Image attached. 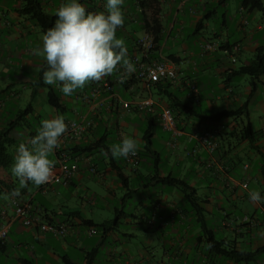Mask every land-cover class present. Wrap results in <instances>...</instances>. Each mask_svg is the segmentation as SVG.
I'll return each mask as SVG.
<instances>
[{
	"label": "crops",
	"instance_id": "crops-1",
	"mask_svg": "<svg viewBox=\"0 0 264 264\" xmlns=\"http://www.w3.org/2000/svg\"><path fill=\"white\" fill-rule=\"evenodd\" d=\"M42 1L50 14H56L65 2ZM143 1L135 0L127 5L124 0L121 7L125 23L117 33L125 41L128 57L137 68L134 62V57L138 55L136 43L147 34L152 35L143 27L155 19L160 21L157 50L150 55L154 60L167 59L176 63L177 82H163L169 85L168 88L160 84H148L136 77V71L125 76L122 83L119 74H113L100 82L88 83L71 96H65L59 87L47 85L43 80L41 72L47 64L44 57L36 55L33 50L42 47L44 33L29 16L19 13L24 0H0V141L8 142L7 150L13 156L11 164L0 168V227L9 226L8 238L0 246V264H66V260L74 264H264V200L260 203L252 202L250 192H242L249 191L254 183L261 191V197H264V180L259 175L264 154V75L260 76L255 87L249 76L251 87H247L243 94L236 93L233 86V82L240 77L231 75L258 58V50L264 46V11L245 8L242 0H235L237 4L233 13L232 0H147L145 6L141 4ZM78 2L91 12L105 10L106 0ZM262 2L264 6V0ZM218 7L226 9L221 27L214 24L218 19ZM207 34L211 38H207ZM208 43L215 47L207 50ZM213 66L219 68L217 76L222 81L217 89H213L208 74ZM195 70L202 71L203 76L194 79ZM194 84L198 93L191 89ZM19 87L25 90V96L28 97L24 108L20 106L23 104L24 93ZM41 87H53L65 108L57 112L51 107L47 100L48 92L45 91L40 93L45 99L42 98L34 107L31 102L37 98ZM211 89L216 94L215 98L210 94ZM149 96L156 102L154 112H126L121 108V100H139ZM207 96H211L208 99L210 109L218 102L223 103V109L215 113L202 110L201 101ZM246 97H249L247 102ZM175 98L178 103H186L203 114H216L240 108L247 103L250 112L247 123L257 132L256 142L252 144L244 138L242 120L204 121L184 113L183 108L176 105ZM45 102L49 108L45 107ZM98 102L103 105L98 107V111L91 112ZM235 105L238 106L234 108ZM168 107L173 111L181 134L174 136L172 132L166 131L168 139L163 154L154 147L155 128L161 125V110ZM24 110L28 112L21 116ZM56 116H63L66 123L78 121L82 117L95 119L94 127L83 137L71 140L63 136L59 148L50 156L55 165L59 163L63 152L68 153L69 164L78 162V173L67 186L58 184L43 188L39 185L32 191V183H29L27 188L20 190V196L5 199L6 194L18 187L17 179L11 174L17 144L21 140L28 142L37 133L30 131L32 126L28 120L32 118L40 127L42 120ZM140 122H146L148 127L152 122L155 124L154 135L150 140L153 152L149 160L142 159L141 165L145 162L147 164L145 171L141 170V165L133 167L131 176L140 183L133 189L130 175L123 170L128 177L127 184L123 185L112 170L110 153L106 157L101 150L88 154L82 153L80 148L97 142L105 133L108 134L109 144L113 139L112 134L117 133L118 141L132 137L141 149L146 141L143 140L145 132L142 136L136 132ZM14 123L16 127L7 135V130ZM222 123L225 126L220 129ZM109 128L113 133H110ZM207 128L215 132L218 139L219 148L214 154L190 138L193 132ZM235 139L239 141V146L234 143ZM156 153L161 158L159 177L154 176L151 163ZM117 162L122 166L120 159ZM92 165L97 168L101 179L90 172ZM169 175L196 189L205 209L204 218L197 216L180 187L158 182V178ZM93 177L101 185H105L109 177L111 185H108V192L111 196L116 197V188L124 187L121 208L109 201L101 205L102 209L113 210L115 219L96 213L94 208L99 203L96 198L87 197L89 200L86 204L90 206L88 212L71 207V203L62 197L68 191L76 197L80 182ZM115 177L120 184L117 185ZM245 182L247 188L242 186ZM15 199L31 203L44 221L67 223V235L59 237L43 232L38 227H25L20 219L14 217ZM128 199L134 202L132 213L127 211ZM229 203L233 207L231 213L225 208ZM235 203L241 206V215H237L238 206ZM83 220L98 225L93 227L97 233L90 235L91 228L84 225ZM122 225H126V229L123 230ZM206 230L217 240L231 242L240 250L260 252L256 260L250 263L226 259L212 253L207 244ZM141 233L148 234V237L140 236ZM220 235H224L223 238L219 239ZM126 237L149 240L145 242L146 247L156 237L162 245L161 260H153L147 248H139L133 255L130 250L120 247ZM108 242L113 245L106 247Z\"/></svg>",
	"mask_w": 264,
	"mask_h": 264
},
{
	"label": "clouds",
	"instance_id": "clouds-1",
	"mask_svg": "<svg viewBox=\"0 0 264 264\" xmlns=\"http://www.w3.org/2000/svg\"><path fill=\"white\" fill-rule=\"evenodd\" d=\"M123 3L124 0H106L105 10L100 12L88 11L78 0H65L61 4L53 27L42 36V47L33 50L46 61L45 84L59 87L65 96H71L90 82L119 74L122 83L125 76L137 71L128 57L125 41L117 37V30L125 23ZM68 130L63 116L45 119L35 136L19 144L11 168L18 187L6 194L5 199L20 196V190L29 183L39 186L51 180L54 161L50 156ZM138 149L136 139L124 137L108 151H101L106 157L110 152L112 158L119 160L134 157ZM249 198L255 203L264 200L256 190L249 193Z\"/></svg>",
	"mask_w": 264,
	"mask_h": 264
},
{
	"label": "trees",
	"instance_id": "trees-1",
	"mask_svg": "<svg viewBox=\"0 0 264 264\" xmlns=\"http://www.w3.org/2000/svg\"><path fill=\"white\" fill-rule=\"evenodd\" d=\"M147 0L143 1L141 4L145 6V3ZM242 4L245 8H249L250 10H263L264 6L262 0H242ZM19 13L25 16H29L30 19H32L37 26H39L43 33H45L49 28L53 27L55 20H56V14H50L45 10L44 4L42 0H24L23 7L19 10ZM143 29L147 30V32L151 33L154 36V41H158V37L161 33V24L160 21L154 20L152 23H148L146 27H143ZM138 42V41H137ZM210 44V43H208ZM207 44V45H208ZM206 45V46H207ZM137 47V43H136ZM138 49V47H137ZM139 52V50H138ZM258 58L251 62L250 64L241 67L239 70L234 71L231 73L234 77H241V76H250L251 77V84L253 87L257 85V80L260 78V76L264 75V46L260 47L258 50ZM47 69L45 66L41 74L43 75V72ZM42 77V76H41ZM161 86H166L163 82L158 83ZM166 86L165 88H168ZM172 94L168 95L169 97ZM47 100L51 107H53L57 112H60L63 110L64 104L61 102V98L58 95V93L54 90L53 87H50L47 94ZM176 105L179 107H182L184 110V113L191 115V116H197L198 118H201V120H206L208 122H220L225 119H233V120H242L244 125L241 128L242 134L245 139H248L249 142L254 144L257 139V132L253 131L250 124L247 123V119L250 115L248 104L246 103L240 108L232 109V110H224L216 114H203L200 111H197L195 108L191 107L190 105H187L186 103H178L176 98L174 99ZM28 110L23 111V115L27 114ZM16 122V121H15ZM16 127V123H14L11 127V129L7 130V135L11 132L13 128ZM154 122L151 123V126L147 128L143 136V140L146 141V144L143 148L138 149V153L141 157V159L149 160L150 156L152 155L151 150L152 144H151V138L154 135ZM208 130L212 131L210 128H207ZM204 130V129H200ZM7 144L8 142L0 141V168L4 166H8L13 161V156L8 152L7 150ZM110 145L108 144V134H104V136L98 140L97 142H92L83 145L80 149L82 153H88L92 154L95 152H98L99 150L108 151ZM78 149V147H76ZM70 152V150H68ZM100 152V151H99ZM110 153V152H109ZM157 156L152 159L151 163L154 168V176L159 177L158 173L160 170L159 164H160V154L156 153ZM154 156V154H153ZM142 162V161H141ZM260 177L264 180V154L262 155V160L260 162ZM110 165L112 166V170H114L118 176V179L121 180L123 185H126V177L122 166L117 162L116 159L112 158L110 160ZM141 165V163H140ZM139 165V166H140ZM138 166V167H139ZM159 183H163L164 185L168 186H175L180 187L185 194L187 195V198L192 204V207L194 208L195 213L197 216L204 218V207L201 204V200L197 196V191L195 188L189 186L185 181L178 179L176 177H173L171 175L166 177H160L158 178ZM79 214V213H75ZM74 215V214H73ZM52 222V221H51ZM82 223L89 228L98 227V225H94L93 221L89 220H83ZM103 227V225H100ZM207 235V244L208 247L211 249L212 253H215L217 255H220L226 259L232 260L237 263H250L251 261H255L256 257L258 256L260 251H245L238 249L234 244L227 241H220L217 240L214 235L209 231L206 230ZM1 246V242H0ZM264 249V248H263ZM66 264H74L70 260H66Z\"/></svg>",
	"mask_w": 264,
	"mask_h": 264
},
{
	"label": "built area",
	"instance_id": "built-area-1",
	"mask_svg": "<svg viewBox=\"0 0 264 264\" xmlns=\"http://www.w3.org/2000/svg\"><path fill=\"white\" fill-rule=\"evenodd\" d=\"M138 55L134 57V62L137 65L136 77L148 84H158L161 82H177L178 80V66L176 63L169 61L167 59L154 60L151 57V52L157 50V43L154 41L152 35L147 34L143 39H139L137 42ZM215 45L208 44L206 46L207 50L213 49ZM191 89L194 93H198L197 86L191 85ZM103 103L98 102L91 112L98 111V107L102 106ZM156 102L152 96L139 100H121V108L126 112L138 111L144 113H150L155 111ZM159 123L161 126L169 132H172L174 136L181 134L178 129L176 118L173 114L171 108H163L159 114ZM68 132L64 135L71 140H76L77 138L83 137L90 129L95 125V119L82 117L75 122H67ZM224 123L220 125V129L224 128ZM191 139L197 140L201 145H203L210 154H214L218 148L219 143L215 132L208 129L197 130L193 132L190 136ZM142 159L137 152L133 157L130 156L126 159V162L133 167H138ZM69 162V154L63 152L59 159V163L54 165L53 177L51 180L41 185L43 188H47L51 185H69L72 178L79 171L78 162L75 161L71 164ZM246 168L248 166L246 165ZM90 172L96 177L101 179V175L97 171V168L92 165ZM101 182V180H100ZM244 188L248 187L247 182L242 183ZM14 206V217L15 219H20L25 227H38L43 232L50 233L59 237H65L69 230V225L67 223H57L48 222L41 219V216L37 211H35L29 202H20L18 200L13 201ZM264 228V225H263ZM90 235L96 234L97 231L94 228L89 230ZM9 226L0 227V242L4 243L8 238Z\"/></svg>",
	"mask_w": 264,
	"mask_h": 264
},
{
	"label": "rangeland",
	"instance_id": "rangeland-1",
	"mask_svg": "<svg viewBox=\"0 0 264 264\" xmlns=\"http://www.w3.org/2000/svg\"><path fill=\"white\" fill-rule=\"evenodd\" d=\"M125 1H126V4L128 5L130 3H133V1H135V0H125ZM236 4H237V2L235 0H232V2H231V12L232 13L235 11ZM225 12H226L225 8H223V7L222 8L221 7L217 8L218 19L214 23L216 27H221V25H223V15L225 14ZM232 26L233 25L231 24L230 27H232ZM119 36H120V34H118L117 37L118 38H122L121 36L120 37ZM207 38H211V36L209 34H207ZM217 69H219V68L213 66L208 71V74L210 73V81H211V84L213 86V89L214 88L217 89L219 87L218 85L222 83L221 78H219L217 76V74H218V70ZM202 76H203V72L202 71H198V72L196 70L194 71V76H193L194 79L201 78ZM249 81H250L249 76H244V77H240V78L236 79L233 82V86L235 88L236 93L243 94L246 91L247 87H251ZM18 89L20 91H23V93H24L23 104L20 105L21 108H24L26 106L25 105V103H26L25 100L28 97L25 96V90L23 88L19 87ZM48 90H49L48 88H43V87L39 88V95L37 96L36 99L33 100V102H31V103H33L34 107H36L40 103L42 98L45 99L44 95H41V94L43 93V91L48 92ZM211 93L213 94L211 96L215 98L216 94L214 93V91L212 89L210 90V94ZM208 96L201 101L200 106H201L202 110H204L206 112H210V113H215V112H218V111L223 109V107H222L223 103L222 102H218L215 107L210 109L211 106H209L208 99L211 96L210 97H208ZM248 99H249V97L248 98L246 97L245 98V102H247ZM44 105H45L46 108H49V106H48V104L46 102H45ZM196 106H198V104H196ZM237 106L238 105H235L234 108H236ZM28 122L32 126L30 131L32 133L37 132V130L39 129L37 121H35L32 118H30L28 120ZM127 122H129V121H127ZM147 128H148V125H147L146 122H140V127L136 131L138 136L139 135L142 136L143 132L146 131ZM109 130H110V133H113V130L111 128H109ZM155 132H156L155 133L156 135H155V139H154V147H155L156 150H158V151H160V152H162L164 154V151H166L165 147H166V141L168 139V136H167L168 132H166V130L159 124L156 125ZM112 136H113V139L111 141H109V145L110 146L112 144L119 143L121 141V140L118 141L117 133L112 134ZM239 138H241V136ZM21 143H25V141H23V140L19 141V143L17 144V147ZM234 143H236V145L238 144V146H239V141L237 139L234 140ZM120 161L122 163V168H123L124 172L131 176L133 166L130 165V164H127L126 162L124 163L123 162L124 158H121ZM140 168H141V170L145 171V169L147 168L146 162L143 163ZM115 179L118 181L117 185L120 184V181L116 177H115ZM108 185H111V182L109 181V177H108L107 183H105V185L99 184L94 177L93 178H85L78 185L79 186V194L76 197L75 196H71V194H72L71 191H68V192H64L63 191L64 195H62V197L65 198L64 200H66V202L68 201V202L71 203V207H74L75 209H78V210H87L88 212H90V206H88L86 204L87 201L89 200L87 197L96 198V199L99 200V203H100V204L98 203V206H96L94 208L96 213L103 214V216L105 218L115 219L116 218V214L113 212V210L109 211L108 209H102L101 205L103 203H105L106 201H109V202H111V204L115 205L116 207L119 206V208H121V203H120L121 202V197L124 196L123 194L125 193V190H124V187H122V186L118 187V188L115 189V192L117 193L116 197L113 196V195L111 196V195H109V192H108ZM130 185H131V188L135 189V188H137L138 185H140V183L138 182V180L135 179V177L131 176ZM36 187H37V185L31 184V190L32 191H34L36 189ZM253 190L259 191L254 183L251 184L249 191L242 190V192H244V193L247 192V194H248V192H251ZM259 192H261V191H259ZM127 204L129 205L127 211L132 213L133 212V207H134V202L131 199H128L127 200ZM235 204H237V203H235ZM237 206H238V204H237ZM225 208L227 209V211L229 213H231V211L233 210L232 204H230V203L227 204L225 206ZM240 208H241V206L239 205L238 206V210H237V215H241ZM88 216H90V213L88 214ZM122 229L123 230L126 229V225H122ZM140 236L148 237V234L145 235L144 233H141ZM223 236L224 235H220L218 238L221 239V238H223ZM145 242H150V241L149 240H144V239H139V238H131V237L128 238V237H126V238L123 239V244H120L119 246L123 247V248H125L127 250H130L133 255H134V253H136V251L139 248H141L142 250H144V248H147V251H151V255L153 256L152 257L153 260H154V258L155 259L157 258V260L160 261L161 258H162V256H161V254H162L161 242L156 237H153V240L151 241V245L148 246V247L144 246ZM112 245H113L112 242H108L106 244V247H111ZM163 261L164 262H168L167 259H163Z\"/></svg>",
	"mask_w": 264,
	"mask_h": 264
}]
</instances>
